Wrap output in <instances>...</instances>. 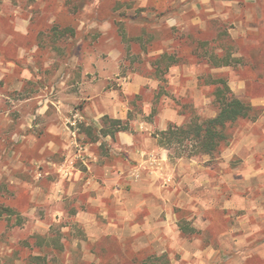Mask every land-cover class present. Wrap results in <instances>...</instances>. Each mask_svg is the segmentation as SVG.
<instances>
[{
  "label": "rangeland",
  "instance_id": "374dc122",
  "mask_svg": "<svg viewBox=\"0 0 264 264\" xmlns=\"http://www.w3.org/2000/svg\"><path fill=\"white\" fill-rule=\"evenodd\" d=\"M218 78L250 115L211 155L173 143L172 196L149 197L161 168L115 149L104 117L149 150L162 120L216 116ZM246 135L264 141V0H0V264H264V177L246 165L264 145Z\"/></svg>",
  "mask_w": 264,
  "mask_h": 264
},
{
  "label": "trees",
  "instance_id": "16d2710c",
  "mask_svg": "<svg viewBox=\"0 0 264 264\" xmlns=\"http://www.w3.org/2000/svg\"><path fill=\"white\" fill-rule=\"evenodd\" d=\"M166 54L163 53L162 57ZM172 59V58H171ZM229 59L223 58L221 62L216 63V66L230 65ZM214 84H218L215 88L214 96L219 103V110L216 116L203 119L185 122L181 125H170L166 130L161 131L159 143L166 149L170 150L173 143L178 144V155L183 156L184 151L188 150L189 145L193 147L187 156H195L199 154L211 155L217 151L227 139L228 128L240 119L247 118L252 110L251 105L236 97L223 78L215 79ZM114 129L104 130V135H113L115 130H125L126 127L121 126L120 119L104 117ZM37 258V257H36Z\"/></svg>",
  "mask_w": 264,
  "mask_h": 264
},
{
  "label": "crops",
  "instance_id": "0c3cea01",
  "mask_svg": "<svg viewBox=\"0 0 264 264\" xmlns=\"http://www.w3.org/2000/svg\"><path fill=\"white\" fill-rule=\"evenodd\" d=\"M20 32L22 34H27L28 29L27 28L20 29ZM144 82H145L144 78L138 76V77H135L133 80L128 81L125 85L129 91L138 92L140 89V86ZM44 113H45V111L43 109H39L38 112L34 116H40V115L43 116ZM101 114H100V116H101ZM104 114L105 113H103V115ZM105 115H107V114H105ZM55 116H58V113H56ZM110 116H112V118H114V119H120V120L125 118L122 111H120V113H118V111H115V110L112 113H110ZM173 117H174V114L172 112L165 114V118H167V119H173ZM93 119H95L97 122V128H102L101 126L99 127L98 117H93ZM160 125L161 126L165 125L164 130H166L169 127L168 126L166 128L167 120H162ZM55 130H57V127L54 124H51L48 126L49 132H54ZM22 134H20V137ZM116 135H117V139L119 140V144H117L118 147H115V149H117V148H119L121 150L124 149L129 153L128 157L130 159H132V160L136 159L137 162L142 161L143 163L145 162V160H148L151 163V165L156 164V166H158V168L159 169L161 168V170H162V172H161V176L163 177L162 185L165 186L167 184V187L165 186V189H161V186L158 183L149 182V185L143 189V192H149V194H150V195H148L149 197L170 199V197L172 196V193L170 192V184L174 185L176 183V181L173 178V177H175V175H174L175 168L172 166L171 155L168 153L169 150L166 149L163 145H161L158 142L157 138H151V144H150V147L148 148L149 150H143V149H139L137 147V150H141V151L135 152L136 150H134L135 148H133V147L135 146L136 137H135L133 132H130L127 129L119 130V131H117ZM105 136L107 137V135H105ZM251 138H252V135H246L244 138V139H246V142L244 144L249 146V149L252 150L253 154H254V152L256 153L259 151L260 145H264V141H261L259 143V146H258V142L257 141H256L257 143L253 142L251 140ZM23 140H21V142ZM253 154H251V156ZM91 157H93L90 159V163L92 165V164H94L93 160H97V158H99L100 156H98V155L95 156L94 154L93 155L91 154ZM247 160L248 161L246 162V165L249 166V168L255 172L254 176L264 177V169H263L264 168V159L261 160L258 158L257 160L253 161V158L249 157ZM177 161L179 162L177 165H182L183 162L185 161V159H183L182 157H178ZM52 165L59 167L54 162L52 163ZM257 165H259V168H257ZM105 168H107V167H105ZM136 172H139V171H136ZM178 174H180L179 176L182 175L181 172H179ZM39 175L42 176V172L39 173ZM182 178H184V177H182ZM200 178H201V181H203V177H200ZM210 181L212 183L214 182L213 179H211ZM135 182L136 181L133 180L131 182V185H133ZM180 182H182V181H180ZM180 182H179V184H180ZM217 187L218 186H216V188ZM136 197L137 198H143L142 195H136ZM145 205H147V206L150 205V202L145 203ZM154 208L158 210L157 212H159V210H161L160 207H158L156 205H154ZM150 210L153 211L151 208H150Z\"/></svg>",
  "mask_w": 264,
  "mask_h": 264
}]
</instances>
